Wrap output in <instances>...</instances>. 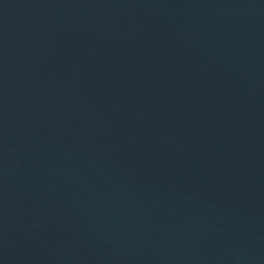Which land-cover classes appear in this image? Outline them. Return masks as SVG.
I'll return each instance as SVG.
<instances>
[{
  "label": "water",
  "instance_id": "95a60500",
  "mask_svg": "<svg viewBox=\"0 0 264 264\" xmlns=\"http://www.w3.org/2000/svg\"><path fill=\"white\" fill-rule=\"evenodd\" d=\"M0 264H264V0H0Z\"/></svg>",
  "mask_w": 264,
  "mask_h": 264
}]
</instances>
